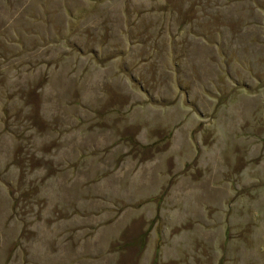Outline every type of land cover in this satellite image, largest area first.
Masks as SVG:
<instances>
[{
    "label": "rangeland",
    "instance_id": "1",
    "mask_svg": "<svg viewBox=\"0 0 264 264\" xmlns=\"http://www.w3.org/2000/svg\"><path fill=\"white\" fill-rule=\"evenodd\" d=\"M0 264H264V0H0Z\"/></svg>",
    "mask_w": 264,
    "mask_h": 264
}]
</instances>
